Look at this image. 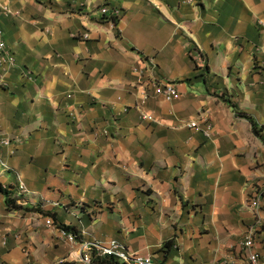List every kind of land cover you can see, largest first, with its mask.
I'll list each match as a JSON object with an SVG mask.
<instances>
[{"label": "crops", "instance_id": "0c3cea01", "mask_svg": "<svg viewBox=\"0 0 264 264\" xmlns=\"http://www.w3.org/2000/svg\"><path fill=\"white\" fill-rule=\"evenodd\" d=\"M0 4L18 65L0 69V188L23 207L0 193V264H81L58 224L164 264H244L254 225L264 264V142L230 106L264 126V0ZM104 5L121 9L118 24Z\"/></svg>", "mask_w": 264, "mask_h": 264}, {"label": "built area", "instance_id": "2783aa9c", "mask_svg": "<svg viewBox=\"0 0 264 264\" xmlns=\"http://www.w3.org/2000/svg\"><path fill=\"white\" fill-rule=\"evenodd\" d=\"M192 2L194 0H188ZM101 13L109 18H114L120 20L122 18V11L119 8H111L108 5H104L101 8ZM11 14L9 7L0 6V16H8ZM259 26L264 28V22L259 21ZM18 65L16 59L9 52L6 43L3 40V35L0 31V69L10 71L11 69H17ZM136 73L142 75L141 69H134ZM153 89L155 93L162 95L166 100H176L180 97L179 85L175 81L159 82L158 80L152 81ZM149 96L148 91H143V101L147 100ZM71 97V96H69ZM143 119L154 120V115L151 113H144L142 115ZM191 129L197 131H203L207 137L211 135V126L208 125L205 129L197 122L193 121L187 124ZM6 144H9L6 142ZM261 196L256 195L252 206L255 209H259L262 205ZM46 224L49 227L54 226V221L51 218L46 220ZM60 237L67 240L71 244H78L81 252L80 263L81 264H102V262L107 261L106 264H164L162 262L155 261L150 256H140L139 254L129 252L126 247L116 241L109 240L108 242H98V241H82L79 242L77 236L71 232L64 229L58 230ZM253 234H249L247 238L242 242V248L246 252V260L244 264H259L261 256L254 247Z\"/></svg>", "mask_w": 264, "mask_h": 264}, {"label": "trees", "instance_id": "16d2710c", "mask_svg": "<svg viewBox=\"0 0 264 264\" xmlns=\"http://www.w3.org/2000/svg\"><path fill=\"white\" fill-rule=\"evenodd\" d=\"M107 19H109L110 21H113L115 24H118V20L114 19V18H109L107 17ZM230 106L234 109V111L236 112V114L242 118H245L247 119L251 125H252V132L254 133V135H256L257 137L261 138L262 141L264 142V126L260 127L258 125V123L251 117L249 116L247 113H244L242 111L239 110L238 106L233 104V103H230ZM0 193L4 194L6 197H7V207L8 209H11V210H22L23 207L18 205L16 203L15 200L12 199V193L11 192H8L7 190H5L4 188H0ZM47 215H52V217L54 218L55 222L58 224L57 222V216L55 214H47ZM58 227L60 229H64L68 232H71L73 234H75L77 236V238H79L78 236V233L77 231L74 229V228H71V227H66V226H63L61 224H58ZM164 248L166 250H170L173 246V242L172 241H169L167 243H164ZM108 263L107 261L105 262H102V264H106Z\"/></svg>", "mask_w": 264, "mask_h": 264}, {"label": "rangeland", "instance_id": "374dc122", "mask_svg": "<svg viewBox=\"0 0 264 264\" xmlns=\"http://www.w3.org/2000/svg\"><path fill=\"white\" fill-rule=\"evenodd\" d=\"M0 6H6V5H1L0 4ZM6 7H8V6H6ZM10 8V7H9ZM10 10H11V8H10ZM10 15H12V14H10ZM10 15H8V16H10ZM3 16V15H2ZM8 16H5V17H8ZM264 22V21H263ZM259 23V21L257 22V24ZM258 26H259V24H258ZM259 28L264 32V28L263 27H260L259 26ZM2 33V32H1ZM2 35H3V33H2ZM262 54H264V51L262 50V51H260ZM128 109H126L125 111H127ZM144 113H149V112H142V114L141 115H143ZM152 114V113H151ZM108 132L106 131V130H104L103 131V135H107L108 136ZM8 143L10 144L11 142H9L8 141ZM8 144V145H9ZM20 189H24V186H20ZM256 195H260L261 196V194L260 193H257V194H252V196H251V198H250V200H249V208H250V210L254 213V214H257V212H259L260 211V209L262 208V206L259 208V209H255L253 206H252V203H253V201L255 200V197H256ZM261 199H262V196H261ZM261 202H262V200H261ZM70 204V203H69ZM73 205V204H72ZM68 209H71L70 207H68ZM46 219H48V218H51L52 220H54V218L52 217V215H49L48 217H45ZM253 227H255L254 225L253 226H251V228L249 227L248 228V234H247V236H249V234H253V235H256L255 234V229H253ZM263 227V226H262ZM59 230V229H58ZM261 230H264V228L263 229H261ZM79 237V236H78ZM245 238V235H244V237H243V239ZM78 239V238H77ZM260 239V238H259ZM174 246H175V243H174ZM174 246H172V248L170 249V250H172L173 248H174ZM170 250H166L165 248H163L162 249V251H161V253H163V254H166V255H168V253H169V251Z\"/></svg>", "mask_w": 264, "mask_h": 264}]
</instances>
